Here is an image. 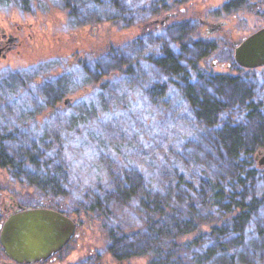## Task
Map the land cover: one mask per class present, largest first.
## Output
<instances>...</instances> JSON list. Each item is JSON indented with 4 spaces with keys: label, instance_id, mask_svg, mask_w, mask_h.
<instances>
[{
    "label": "rangeland",
    "instance_id": "374dc122",
    "mask_svg": "<svg viewBox=\"0 0 264 264\" xmlns=\"http://www.w3.org/2000/svg\"><path fill=\"white\" fill-rule=\"evenodd\" d=\"M23 1L0 0V23L5 22L12 28L19 26L23 35L28 37L19 54L14 53L0 61V131H11L13 127L24 122L34 126H30L25 132L19 130L15 133L16 139L12 136L14 139L8 141L14 146L27 139L28 132L30 137L35 139L43 135H46V139L56 136L59 139L56 149L50 150V154H60L59 162L63 168L57 182L60 188L64 189V194L58 196L57 204L60 205L61 211L75 218L78 225L73 252L62 264H69L68 261H71V264H148L147 256L119 260L108 251L107 228L126 222L120 216L111 219L112 221H105V216L96 210L85 212L89 201L86 194L93 186L105 182L107 169H125L131 164L134 170H144L141 164H134L129 160L130 149L126 147L129 138L125 126L128 125L127 122H131L135 111L144 113L147 125L144 124V129L142 127V137L147 144H151L152 150L154 148L155 157L161 152H167V147H172L174 142L180 140L187 131L183 122L190 117L186 115L188 109L182 96V85L178 90H170L160 107H144V104L141 105L137 100L139 97H135L133 106L127 110L114 111L112 107L102 109L99 101L93 99L94 93L91 91H97L99 84L108 80L113 73L108 72V66L116 64L110 61L109 57L106 58L108 45L119 43V52L124 61L129 65L138 63V75L145 76V81L162 78L163 73L158 61H142L147 59V55L155 54L161 49L170 50L182 67L192 61L204 69L205 73L237 79L241 77L244 84H240L239 90L227 83L213 82L214 85H202L196 79L194 82L197 89L207 91L217 102L226 103L232 109L247 105L248 95L252 90L256 92L251 100H262L260 93L264 92V67L238 71L236 66L232 65V48L229 42L224 40H168L170 35L165 31L156 32L159 36L165 35L163 40H149L148 37L137 39L135 34L139 23L147 22L161 14L152 13L153 0H99L96 3L91 0L81 8L88 14L85 20L77 17L70 20L67 14L69 11L59 0H55L59 1L55 6H47L45 3L49 0H37L39 4L36 0H26L27 4L22 5ZM174 36L179 38L177 33ZM103 57L104 60L101 61L99 58ZM112 59L117 62L115 54ZM127 66L128 64L123 68ZM117 73L115 71L112 76ZM122 76L125 78V75ZM56 79L62 80L63 83L57 86L59 90L53 97L45 99L40 89L44 83H51ZM247 79H253V85L257 86L251 88V85L246 83ZM126 88L127 85L121 86V92H125ZM140 94L146 96L143 92ZM118 102L116 100V103ZM253 110L261 114L254 115L256 119L249 118L251 114L248 110L245 112L248 117L244 116V119L240 118L239 121L242 135L247 141L245 147L252 149L250 155L253 167L264 170L258 163L261 155L255 158L256 151L264 148V109L257 106ZM120 112L126 115L125 119L121 118ZM127 112L130 114L127 115ZM157 120L160 121L161 129H155ZM68 122L72 123L67 125ZM109 130L114 132L115 137L108 136L106 131ZM123 134L126 140L120 142L116 137ZM160 160V157L156 158L157 162ZM54 162L52 165L56 164ZM144 171L148 174L147 170ZM26 174L22 175L23 178L14 177L7 168L0 167V182L18 195L28 197L30 203H39L42 198L44 202H48L52 197L43 196L42 192L28 183ZM247 190L253 194L264 192V182L259 184L251 180ZM258 213L257 217L264 220V212ZM254 223L255 221L245 223L242 231L245 237H250L245 244L248 251L254 248L253 254L248 258L249 264H264V261L259 263L256 260L262 257L261 254H255L257 250L254 244L251 245L253 239L256 240L255 235H251L256 224ZM218 224L223 225L221 222ZM127 225L129 228L135 225V222L130 220ZM208 229L209 225H203L201 231L206 232Z\"/></svg>",
    "mask_w": 264,
    "mask_h": 264
},
{
    "label": "trees",
    "instance_id": "16d2710c",
    "mask_svg": "<svg viewBox=\"0 0 264 264\" xmlns=\"http://www.w3.org/2000/svg\"><path fill=\"white\" fill-rule=\"evenodd\" d=\"M59 1L70 7L67 13L70 20L76 17L87 19L88 14L81 8L91 0ZM59 1L49 0L45 4L55 6ZM92 1L96 3L99 0ZM25 4L26 0L22 5ZM118 44L110 43L106 55L117 64L108 66L109 74L113 73L99 84L97 91H91L94 93L92 98L99 101L102 109L127 110L137 97L144 107H160L169 91L178 90L182 85V96L188 109L186 115L190 119L183 122L187 131L180 140L156 157L154 148L152 150L151 144H147L142 137V127L144 129V124L147 125L143 111H135L131 122H127L128 158L134 164H141L148 174L144 170H134L131 164L125 169H107L105 182L93 186L86 194L89 201L85 212L96 210L105 216V221L120 216L126 222L107 228L108 251L119 260L147 256L148 264H249L248 258L254 248L248 251L245 244L250 237H245L242 231L245 223L255 221L251 235H255L256 240L253 239L251 245L254 244L259 252L255 254H261L262 258L256 260L259 263L264 261V220L257 217L258 212H264V203L257 201L264 197V192L253 194L247 190L251 180L260 184L264 182V177L253 167L251 151L245 147L247 141L239 121L247 116L245 112L249 110L251 114L257 105L251 103L232 109L226 103L217 102L212 94L194 86L196 79L202 85L227 83L239 90L244 79L205 73L192 61L182 67L170 50L161 49L162 52L147 55V59L142 61H158L163 76L160 80L145 81V76L138 75V63L129 65L124 61ZM114 54L117 62L112 59ZM99 59L102 61L104 57ZM126 64L127 68H123ZM115 71L119 75L112 76ZM60 83L63 82L59 79L44 83L40 89L42 96L45 99L53 97ZM123 85H127L125 92H121ZM116 100L119 102L116 103ZM120 113L125 119L126 115ZM156 123L155 129H161L160 121ZM30 126L34 127L24 122L11 131H0V167L7 168L14 177L23 178L22 175L27 173L28 183L44 196H61L64 189L57 182L63 170L59 162L60 154H50V150L56 149L58 137L46 139L43 135L35 139L28 132L25 142L17 146L8 143L16 139L15 133L19 130L25 132ZM106 132L108 136L115 137L112 130ZM116 138L120 142L126 140L124 134ZM159 157L161 160L157 162ZM53 162L56 164L52 165ZM130 220L135 225L128 228ZM203 225H209L206 232L201 231Z\"/></svg>",
    "mask_w": 264,
    "mask_h": 264
},
{
    "label": "flooded vegetation",
    "instance_id": "af4514ba",
    "mask_svg": "<svg viewBox=\"0 0 264 264\" xmlns=\"http://www.w3.org/2000/svg\"><path fill=\"white\" fill-rule=\"evenodd\" d=\"M153 2L152 13L160 12L163 16L161 17L160 14L147 22H140L135 34L137 39L148 37L149 40H163L165 35L159 36L156 32L161 31L163 33L165 31L169 32L170 37L168 40L228 41L232 48V65H235L238 71L244 69V67L239 66L234 60L235 48L243 40H248L250 36L264 28V0H172V2L171 0H153ZM64 8L67 11L70 9L67 6H64ZM176 33L179 38L173 37ZM27 39L28 37L23 35L19 26L12 28L5 22L0 23V61L9 58L14 53L19 54ZM229 65L231 66V64ZM257 68L245 69L255 70ZM239 74H241V71ZM247 83L251 85V88L257 86L253 85V79H247ZM252 91L248 95V104L256 103L258 107L264 109V100H251L256 92ZM260 94H262L260 97H264V92ZM260 97L258 94L257 98ZM254 111L251 112L249 118L256 119L255 116L261 114ZM250 151L252 152V149ZM259 155L261 157L258 163L264 167V148L256 151L255 158ZM257 171L262 173L264 177V170L257 169ZM58 198V196L52 197L48 202H44V198H42L39 203H30L28 197L18 195L9 186L0 182V264L64 263L73 252L78 225L75 226L74 232L60 249L51 253L47 258L37 261L28 262L23 258L19 259L12 252H7L1 243V233L4 225L24 210L43 208L57 211L75 223V218L73 219V217L61 211L60 205L57 204ZM257 201L264 203V197L259 198ZM68 263L71 264V261H68Z\"/></svg>",
    "mask_w": 264,
    "mask_h": 264
},
{
    "label": "water",
    "instance_id": "95a60500",
    "mask_svg": "<svg viewBox=\"0 0 264 264\" xmlns=\"http://www.w3.org/2000/svg\"><path fill=\"white\" fill-rule=\"evenodd\" d=\"M234 60L248 69L264 66V28L235 48ZM76 225L57 211L43 208L24 210L4 225L1 243L7 252H12L19 259L37 261L60 249Z\"/></svg>",
    "mask_w": 264,
    "mask_h": 264
}]
</instances>
